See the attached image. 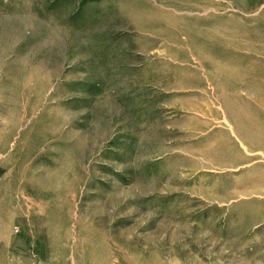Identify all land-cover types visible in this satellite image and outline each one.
Wrapping results in <instances>:
<instances>
[{
    "label": "rangeland",
    "instance_id": "rangeland-1",
    "mask_svg": "<svg viewBox=\"0 0 264 264\" xmlns=\"http://www.w3.org/2000/svg\"><path fill=\"white\" fill-rule=\"evenodd\" d=\"M263 42L264 0H0V264H264Z\"/></svg>",
    "mask_w": 264,
    "mask_h": 264
},
{
    "label": "bare ground",
    "instance_id": "bare-ground-1",
    "mask_svg": "<svg viewBox=\"0 0 264 264\" xmlns=\"http://www.w3.org/2000/svg\"><path fill=\"white\" fill-rule=\"evenodd\" d=\"M257 18H258V17H257ZM254 30H255V29H254ZM229 33H230V32H229ZM215 34H216V33H215ZM225 34H226V33H225ZM230 34H231V33H230ZM241 34H242V33H241ZM241 34H240V35H241ZM238 35H239V34H238ZM247 35H249V34H247ZM218 37H219V35H218ZM226 37H227V36H226ZM254 37H255V36H254ZM255 38H256V37H255ZM257 38H258V37H257ZM223 39H224V38H222V40H223ZM225 39H226V38H225ZM242 39H243V38H242ZM245 39H246V38H245ZM258 39H259V38H258ZM258 39H257V40H258ZM222 40H221V41H222ZM259 40H260V39H259ZM247 41H248V40H247ZM247 41H246V42H247ZM252 41H253V40H252ZM254 41H255V40H254ZM221 43H222V42H221ZM229 43H230V42H229ZM247 43H248V42H247ZM263 43H264V42H263ZM225 44H226V43H225ZM230 45H231V44H230ZM233 45H234V44H233ZM228 46H229V45H228ZM245 46H246V45H245ZM254 46H255V45H254ZM210 47H212V46L210 45ZM248 48H249V47H248ZM256 48L259 49V47H256ZM211 49H212V48H211ZM232 49H233V48H232ZM234 49H235V48H234ZM236 50H238V49L236 48ZM239 50H241V49H239ZM252 50H253V49H252ZM261 50H262V48H261ZM254 51H255V50H254ZM262 51H263V50H262ZM262 51H260V52H262ZM248 52H250V51L248 50ZM252 52H253V51H252ZM257 52H258V51H257ZM259 55H261V54L259 53ZM256 56H257V55H256ZM262 63H264V62L262 61ZM260 64H261V62H260ZM260 66H262V65H260ZM260 66H259V67H260ZM261 69H262V68H261ZM227 70H228V68H227ZM227 70H226V71H227ZM229 70H231V66H230ZM229 70H228V71H229ZM233 70H234V69H233ZM262 70H264V68H263ZM228 71H227V72H228ZM252 71H253V70H252ZM229 72H231V71H229ZM262 72H263V71H262ZM257 75H258V73H257ZM259 77H260V76H259ZM263 77H264V76H263ZM263 77H262V78H263ZM240 78H241V77H240ZM238 80H239V78H238ZM262 80H264V79H262ZM238 82H239V81H238ZM239 83H240V82H239ZM88 238H89V237H88Z\"/></svg>",
    "mask_w": 264,
    "mask_h": 264
}]
</instances>
